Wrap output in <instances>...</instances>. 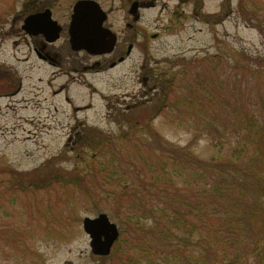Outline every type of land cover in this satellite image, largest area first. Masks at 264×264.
<instances>
[{
    "label": "rangeland",
    "instance_id": "rangeland-1",
    "mask_svg": "<svg viewBox=\"0 0 264 264\" xmlns=\"http://www.w3.org/2000/svg\"><path fill=\"white\" fill-rule=\"evenodd\" d=\"M77 1L0 0V264H228L235 252L218 243L223 231L213 230L220 227L217 217L204 223L197 209L189 217L190 241L180 220L174 225L179 228H166L168 246L150 236L151 228L166 221L149 188L174 184L172 192L180 197L174 205L170 200L172 208L180 207L183 197L197 206L210 199L203 178L230 173L225 167L212 171L211 165L230 160L231 151L227 144L214 145L198 121L203 110L187 104L177 90L200 69L226 81L234 100L259 98L264 110V0H130L156 6L140 11V46L128 56L124 40L132 36L126 27L133 22L131 5L96 0L109 12L105 26L124 33L123 40L105 57L75 54L71 65L67 30ZM45 9L64 28L48 45L61 58L57 65L38 58L34 40L22 28ZM123 52L126 60L119 63ZM97 61L100 67L93 68ZM114 62L118 65L111 68ZM241 66L244 71L237 69ZM175 95L180 104L173 108ZM156 140L186 153V164L170 160L168 152L161 155ZM249 148L248 170L264 179V145L256 160L259 146ZM235 176L226 177L228 184L246 177ZM246 179L247 185L254 181ZM129 192L138 193L155 215L137 216L133 201L119 207ZM102 213L120 230L105 257L92 253L83 229L86 217ZM252 233L264 243V223L238 234ZM139 235L145 239L142 248L132 244ZM242 242L238 249L253 245Z\"/></svg>",
    "mask_w": 264,
    "mask_h": 264
},
{
    "label": "trees",
    "instance_id": "trees-1",
    "mask_svg": "<svg viewBox=\"0 0 264 264\" xmlns=\"http://www.w3.org/2000/svg\"><path fill=\"white\" fill-rule=\"evenodd\" d=\"M239 68L243 71L245 70L244 66L238 67L237 69ZM208 74H204L200 69L196 70V73H192L191 76L186 78V81H181L182 85L179 86L177 92L180 93V95H186L187 98L184 99V95L183 99L187 101V104L191 106L196 105L197 108L203 110L199 111L203 112V116H200L198 121H200L202 127L208 129V136L212 139L214 145L221 146L227 144L228 146L224 148H228L229 152L231 151L230 160L228 159L225 162H220L222 164L221 166L211 165L212 171H220L218 169L219 167H225L224 169L230 170V173H227V176L221 175L217 180L213 175H208L207 180L205 177L203 178L204 191L208 194V198L210 197L212 200L207 199L203 202L201 201V203L199 202L197 206H195L192 202L188 201L186 197H183L180 207L175 206L176 209L171 207L170 202L171 200L174 205L177 200L179 201L178 197H180L172 192L174 184L166 186L168 182H164L163 186H160L151 183L149 194H153L154 197L156 196L157 200H160L159 205H161V207L159 212L163 213L161 218L166 222H160L158 223L159 227L151 228L150 236L159 238V240L161 239L162 245L168 246L170 243L164 236H167L166 230L170 231V228H166L168 224H170L171 229L172 227L179 228V225H174L180 220L182 224L187 227L184 232L186 239L190 241L189 236L192 235L190 230L192 225H190L191 221L189 217L194 216L195 209H197V217L201 218L202 216L201 219L204 223H211L214 220L210 218V216L217 217L215 218L217 222L216 225L220 227L215 228L216 226H214L213 230L221 229L223 231L219 236L221 242L218 243L222 244V242H225L226 248H232L233 252H235L234 259L227 262L228 264H264V243H260L262 239L258 234H238L244 230L247 231L248 228H253L259 220L264 223V179L259 177V172L258 177L255 178L254 170H252V172L249 171L248 167L251 168V166L247 165L245 161L248 157L250 146L255 145L257 148L259 146V152L254 157L256 160L260 157L262 145H264V110L261 107L262 103L260 104L259 98L257 101H253L251 98L249 99L248 95L247 97L243 96L242 99L236 96L237 101L234 100L233 89H231L232 91L230 93L225 89L227 87L226 81H215V79ZM240 76L239 74H235V77L240 78ZM160 91H163V89H160ZM180 95L173 96L171 101V106L173 108L180 104ZM254 108L255 112L253 111ZM156 145L161 155L168 152V154L165 155H167L170 160L186 164L184 161L186 159V153L182 150L177 148H170L167 150L160 140H156ZM257 151L256 149V152ZM254 158H249L248 161H250V164L254 161ZM236 172H242L246 177L254 178L253 183L247 185V179L245 177L243 180L232 179L234 184H228L226 177L230 179L235 178ZM256 181H258V183H254ZM194 185L199 186V180H197ZM128 188L132 191L136 189L134 186H129ZM197 191L195 196H197L196 201L198 202L200 200L199 192L201 193V190ZM190 195H192V193ZM131 201L136 204L135 213L137 216H144L146 218V216L149 215L150 218V216L155 215L153 212L154 209H146L138 193L135 192H129L125 196V199L121 203L119 202V207H123L127 203L129 204ZM199 205H201L200 208H198ZM199 212L201 216L198 214ZM219 216L221 218H219ZM207 227L209 226H205V228ZM140 229L142 230L141 227ZM140 238H142V236L138 237L137 240H133L132 243H138V248L144 247L143 241L145 239L143 240ZM177 238L180 240L183 239L180 238V236ZM247 240H250L253 245L252 247L250 246V249L243 247V250L250 251V254L238 249L237 245L241 241L247 243ZM131 246L133 249L135 248L133 245ZM248 256H252L253 258L249 259L247 258Z\"/></svg>",
    "mask_w": 264,
    "mask_h": 264
},
{
    "label": "water",
    "instance_id": "water-1",
    "mask_svg": "<svg viewBox=\"0 0 264 264\" xmlns=\"http://www.w3.org/2000/svg\"><path fill=\"white\" fill-rule=\"evenodd\" d=\"M138 3L132 6L135 14ZM108 14L96 0H79L73 8L70 27V45L75 51H87L93 55L110 54L115 49L117 36L105 27ZM28 34H45L47 42L60 39L62 27L52 19L50 10L31 15L23 26ZM83 229L90 237V247L96 256H109L120 237L119 227L105 213L95 218L86 217Z\"/></svg>",
    "mask_w": 264,
    "mask_h": 264
},
{
    "label": "flooded vegetation",
    "instance_id": "flooded-vegetation-1",
    "mask_svg": "<svg viewBox=\"0 0 264 264\" xmlns=\"http://www.w3.org/2000/svg\"><path fill=\"white\" fill-rule=\"evenodd\" d=\"M119 1H121V0H119ZM127 2H128V4L131 5L130 0H127ZM136 2L138 3V9H137L136 13L135 14L131 13L132 6L135 3L134 1H132V5H131L130 10H129V14H130V17L132 18L133 22H129V21L126 22V27L128 28L129 31L132 32V36H131L132 39L130 38V40H128V39H126V41L124 40V45H126V43L129 42V45H128L127 49H126L127 56L131 54V52H132V50L134 48L140 46V38L142 37V35L140 33L141 31H139V29H138L139 28V22L141 20L140 11L141 10H146V9H149V8H152V7L156 6V2L155 1H150V2H139V1H136ZM45 10H47V9H45ZM45 10H43L41 12H37L36 14L43 13ZM72 14H73V8H72ZM72 14H70V24H69V27H68V30H67L68 31V36H69V32H70V27H71ZM52 17H53V15H52ZM108 19H109V12H108ZM106 22H108V20ZM106 22H105V24H106ZM58 24H59V22H58ZM109 29L112 30V28H109ZM63 31H64V28L62 27V32L60 34V37H61ZM123 34L124 33L117 34V42H116L115 49L113 50V52H115L118 43L121 40H123V38H122L124 36ZM29 37H30V39L34 40L33 43L35 44V47H33V49H34V51H35V53H36V55L38 56L39 59H41L42 61H47L48 63H50L52 65H57L58 63H60V61H59L61 59V58H59L60 56L57 53H55V52H50V50L48 49V45H51V43L47 42V39H46L47 36L45 34H42V33H40V34H31V35H29ZM69 43H70V36H69ZM70 47H71V45H70ZM82 52L85 53L86 57H89V58H91V57H105L106 55H108V54L93 55V54H90V53H88L87 51H84V50L75 51L71 47V65H74L76 63L75 59L74 58L72 59V57L75 54L79 55ZM112 53H110V54H112ZM125 60H126V55H124V52H123V54L120 55V58H118L117 62L121 63V62H124ZM117 62L112 63L111 64V68L116 67L118 65ZM100 65H101L100 62L97 61L93 65V68L100 67ZM87 68L88 67H84V70H86ZM158 91L159 90L155 91V93H158Z\"/></svg>",
    "mask_w": 264,
    "mask_h": 264
}]
</instances>
